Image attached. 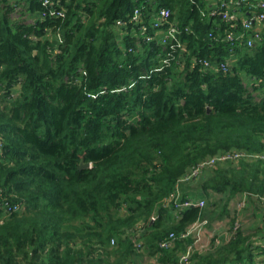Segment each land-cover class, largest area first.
<instances>
[{
    "label": "trees",
    "instance_id": "1",
    "mask_svg": "<svg viewBox=\"0 0 264 264\" xmlns=\"http://www.w3.org/2000/svg\"><path fill=\"white\" fill-rule=\"evenodd\" d=\"M161 7L170 16L158 23ZM207 8V0H0V189L20 205L0 208V264H143L142 256L177 264L193 240L167 250L159 241L196 221L204 230L239 195L215 252L194 250L190 264L264 255L241 229L249 199L264 197V31L251 47L222 42L237 23L202 16ZM170 23L186 51L160 69ZM235 152L244 156L181 182L199 162ZM195 179L197 193L181 189ZM176 186L182 198L203 192L206 207H163Z\"/></svg>",
    "mask_w": 264,
    "mask_h": 264
},
{
    "label": "built area",
    "instance_id": "2",
    "mask_svg": "<svg viewBox=\"0 0 264 264\" xmlns=\"http://www.w3.org/2000/svg\"><path fill=\"white\" fill-rule=\"evenodd\" d=\"M244 6L248 5L249 8V15L244 18L240 26L243 29L242 33H237V29L233 27L231 29H227L221 36L216 37L222 42H227L229 44H236L239 41L245 40V44L248 47H251L254 45L255 42L261 39V27L264 25V1L258 0L254 2H250L249 0H216V2L213 4V6H209L206 10H201V15H208L210 17H219L221 20L227 23H231L233 19L231 8L232 7H238V6ZM137 10V9H136ZM135 10V17L137 18L138 15H136ZM138 12V11H137ZM170 13L168 9H165L161 7L157 14H156V22L161 23L165 22L167 18H169ZM164 24V23H163ZM181 33V30L178 26H176L173 23H170V25L167 26L165 35H161V41L163 44H169V53L170 55L167 56L166 59L163 60L162 66L160 69L164 67V65H168L171 63V61L175 60L176 58H179L180 55H184L183 52L186 51V49H183L182 43L178 40L177 36H179ZM209 36L214 37L211 33H209ZM149 40V38H148ZM200 63L204 66V68H209V60L207 59H199L195 60L193 64L196 65V63ZM155 70H158L155 69ZM14 89V88H13ZM19 89V85L15 87L13 90V93H11V97L17 96ZM1 94V92H0ZM2 154V142L0 139V156ZM244 156L243 153L235 152V153H224V154H218L217 156L210 157L204 161L199 162L194 167H192L181 179V182H187L191 178L198 176L201 171L204 168H211L214 165H217L220 161H225L227 159H234L238 160ZM257 157V156H256ZM162 206L163 207H173L176 211H181L183 209L188 208H198L202 209L205 206V201L201 198H189V197H181V189L176 186L174 190L169 194V196L165 197L162 200ZM0 208L4 209L5 213H12L20 210V205L17 203H9L7 197L3 196L1 194L0 189ZM156 214H153L150 217L151 221H154L156 219ZM205 222L196 221L191 226L187 228L185 232L177 236L174 232L168 233L163 239H161L158 243V246L160 249L167 250L172 248L176 240L178 239H185L190 237L193 242L188 245L184 252L180 253L178 256L177 264H190L192 254L195 250V245L200 241L201 237V231L203 224ZM231 233V232H230ZM230 233H226L225 236L230 237ZM220 241L218 239L215 240V244H219ZM110 244L113 246L115 244V239H110ZM138 248H140V244H136Z\"/></svg>",
    "mask_w": 264,
    "mask_h": 264
},
{
    "label": "crops",
    "instance_id": "3",
    "mask_svg": "<svg viewBox=\"0 0 264 264\" xmlns=\"http://www.w3.org/2000/svg\"><path fill=\"white\" fill-rule=\"evenodd\" d=\"M249 1L254 2V1H258V0H249ZM207 3H208V6H213L214 0H207ZM231 13H232V17H233L234 21L237 23V25L234 24V28L237 29L238 24L240 25L241 21L244 18H246L250 12H249L248 5H244V6L242 5V6H238V7H232ZM238 30L239 29H237V31ZM261 30H262V32L264 31V25H262ZM196 181H198V180L195 179V181H193L192 183L182 185L181 189L183 191H187L189 194L192 191L197 193L198 192V191H196L197 189L194 188L193 186H191L192 184L195 186ZM199 194L200 195H197L196 197L204 198L203 192L200 191ZM211 195H213L212 197L216 198L219 194L211 193ZM240 199H245V198L242 197V195H239V196L235 197V199H233V201L237 200V202H238ZM261 202H264V197H262L260 199H257L255 197L252 199H249V201L246 204V208L243 210L242 215H241L242 224L244 225L243 228L249 225L248 226L249 229H253L252 231L247 230V233H244L243 232L244 230H243L242 231L243 234H245V235L250 234L251 235L250 240L252 241L253 246H258V247H261L262 245H264V219L262 218L263 207L261 205ZM231 203L228 206V208L230 210L232 208ZM218 214H219L218 218H217V215H214V217L216 219L214 218L212 223H209L208 226L205 227L204 231H203L205 234L202 238V242L204 239L205 242H208V245H206V246L204 244L201 245V243H199V242L195 245V252H197V254H201V255L213 254L215 252L214 251L215 247L212 246L213 239L210 240L212 234H214V231H217L218 226L221 228L224 227V229H222L221 232L219 231L220 235L224 234V231L229 228L228 227L226 229L225 226L229 224V220H230L229 214L230 213L227 215H221V216H220V213H218ZM141 261H143L142 262L143 264H157L156 257L151 258L149 256L148 257L142 256ZM263 262H264V255H262V254L258 255L257 254L254 257V264H261ZM195 264H196V262H195ZM230 264H232V263H230Z\"/></svg>",
    "mask_w": 264,
    "mask_h": 264
},
{
    "label": "rangeland",
    "instance_id": "4",
    "mask_svg": "<svg viewBox=\"0 0 264 264\" xmlns=\"http://www.w3.org/2000/svg\"><path fill=\"white\" fill-rule=\"evenodd\" d=\"M236 202H237V200H236V201H233V202L231 203L232 208H231V212H230V214H229L230 221H229V224L225 226L226 229H227L228 227L230 228V227H231V222H233V219H234V218H233V215L235 214V211H236V209H235V204H236ZM205 207H206V205H205ZM243 226H244V225L241 226V229H242V231L244 230V231H243L244 233H247V230H248V231H249V230H250V231L253 230V229H249V227H248L249 225L246 226V227H244V228H243ZM222 229H224V227L221 228V227L218 226L217 231H214V234H212L210 240L213 239V237H217L218 235H220V234H219V231L221 232ZM228 230H230V229H227L226 231H228ZM203 231H204V230L202 229V231H201V237H200V241H199V243H201V245L204 244V245L206 246V245H208V242H205L204 239H203V242H202V238H203V236H204V234H205ZM226 231H225V232H226ZM217 232H218V233H217ZM216 239H217V238H214L213 240L215 241Z\"/></svg>",
    "mask_w": 264,
    "mask_h": 264
},
{
    "label": "water",
    "instance_id": "5",
    "mask_svg": "<svg viewBox=\"0 0 264 264\" xmlns=\"http://www.w3.org/2000/svg\"><path fill=\"white\" fill-rule=\"evenodd\" d=\"M88 166H89L88 164H86V165H81L80 168H86V167H88Z\"/></svg>",
    "mask_w": 264,
    "mask_h": 264
}]
</instances>
